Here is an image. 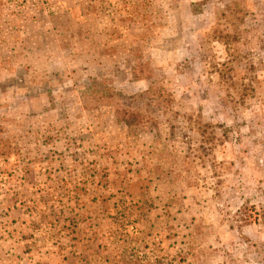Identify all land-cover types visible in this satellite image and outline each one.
I'll use <instances>...</instances> for the list:
<instances>
[{"label": "rangeland", "instance_id": "374dc122", "mask_svg": "<svg viewBox=\"0 0 264 264\" xmlns=\"http://www.w3.org/2000/svg\"><path fill=\"white\" fill-rule=\"evenodd\" d=\"M0 264H264V0H0Z\"/></svg>", "mask_w": 264, "mask_h": 264}, {"label": "trees", "instance_id": "16d2710c", "mask_svg": "<svg viewBox=\"0 0 264 264\" xmlns=\"http://www.w3.org/2000/svg\"><path fill=\"white\" fill-rule=\"evenodd\" d=\"M118 111H119V114L120 115H126L127 113H129V114H127V116H123L124 118V120H127V121H129V116L128 115H130L131 114V122H132V117H133V112H132V110H131V112L130 111H128L127 109H125V108H119L118 109Z\"/></svg>", "mask_w": 264, "mask_h": 264}]
</instances>
